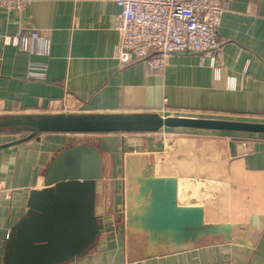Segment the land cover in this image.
Listing matches in <instances>:
<instances>
[{"label":"crops","instance_id":"obj_1","mask_svg":"<svg viewBox=\"0 0 264 264\" xmlns=\"http://www.w3.org/2000/svg\"><path fill=\"white\" fill-rule=\"evenodd\" d=\"M228 2L218 27L219 70L185 51L171 54L161 73L143 60L123 64L115 56L119 6L113 0L0 7V116L156 113L264 122V0ZM22 29L47 33L50 53L4 40ZM33 63L42 76L29 74ZM27 134L1 130L0 145ZM75 138L102 153L100 212L113 215L115 229L58 264H264V133L187 128L48 132L1 148L0 264H14L6 235L16 237L26 225L30 190L43 185L51 159ZM145 170L175 177L178 204L203 207L207 223H232L231 233L201 234L182 244L177 231L152 228L150 194L139 191Z\"/></svg>","mask_w":264,"mask_h":264},{"label":"water","instance_id":"obj_2","mask_svg":"<svg viewBox=\"0 0 264 264\" xmlns=\"http://www.w3.org/2000/svg\"><path fill=\"white\" fill-rule=\"evenodd\" d=\"M264 133V122L156 113H55L0 116V131H27L1 148L27 142L40 133L150 132L162 128ZM234 155L235 145L230 144ZM142 172L140 194H150L147 223L159 230H175L182 237L230 234L228 223L204 222L200 206L180 205L177 179ZM104 174L102 153L91 143L74 142L63 147L49 162L43 185L30 190L29 215L16 237L10 233L14 264H58L75 259L103 233L115 229L110 213L100 212ZM185 237V239H187Z\"/></svg>","mask_w":264,"mask_h":264},{"label":"built area","instance_id":"obj_3","mask_svg":"<svg viewBox=\"0 0 264 264\" xmlns=\"http://www.w3.org/2000/svg\"><path fill=\"white\" fill-rule=\"evenodd\" d=\"M119 6L115 17V28L119 33L115 56L123 63L145 61L153 72H164L168 57L177 52L189 51L204 64L209 60L216 71L221 45L218 27L224 12L229 8L228 0H113ZM30 0H0V7L23 11ZM7 43L27 52L48 55L51 37L36 29L19 30L13 36L5 35ZM33 63L31 76H42L35 72ZM45 70L44 65H42ZM244 143V142H243ZM3 186L0 183V192ZM9 231L6 235L8 238Z\"/></svg>","mask_w":264,"mask_h":264},{"label":"rangeland","instance_id":"obj_4","mask_svg":"<svg viewBox=\"0 0 264 264\" xmlns=\"http://www.w3.org/2000/svg\"><path fill=\"white\" fill-rule=\"evenodd\" d=\"M166 128V127H165ZM165 128H162V129H165ZM166 129H169V128H166ZM170 129H174V128H170ZM181 129V128H180ZM83 140V138H75V140H74V142H79V141H82ZM126 180H127V178H126ZM128 184V183H127ZM203 208V207H202ZM204 209V208H203ZM204 222H206V219H205V217H204ZM228 224H230L231 225V231L233 230V228H234V224H232V223H228ZM166 231H174V230H170V229H165ZM186 237V236H185ZM185 237H182V240H181V243L183 244V243H185L186 241H189L190 239H191V237H186L187 239H185Z\"/></svg>","mask_w":264,"mask_h":264},{"label":"trees","instance_id":"obj_5","mask_svg":"<svg viewBox=\"0 0 264 264\" xmlns=\"http://www.w3.org/2000/svg\"><path fill=\"white\" fill-rule=\"evenodd\" d=\"M170 129V128H169ZM177 129V128H176ZM182 129V128H181ZM208 131H216V130H208ZM224 133H234L235 131H222ZM139 133H142V132H139Z\"/></svg>","mask_w":264,"mask_h":264}]
</instances>
